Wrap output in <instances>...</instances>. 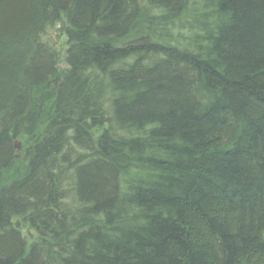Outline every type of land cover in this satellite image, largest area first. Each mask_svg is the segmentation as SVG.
<instances>
[{"label": "trees", "instance_id": "trees-1", "mask_svg": "<svg viewBox=\"0 0 264 264\" xmlns=\"http://www.w3.org/2000/svg\"><path fill=\"white\" fill-rule=\"evenodd\" d=\"M0 264H264V0H0Z\"/></svg>", "mask_w": 264, "mask_h": 264}, {"label": "water", "instance_id": "water-1", "mask_svg": "<svg viewBox=\"0 0 264 264\" xmlns=\"http://www.w3.org/2000/svg\"><path fill=\"white\" fill-rule=\"evenodd\" d=\"M20 144H21L20 142H17V144H16V147H19V146H20Z\"/></svg>", "mask_w": 264, "mask_h": 264}]
</instances>
